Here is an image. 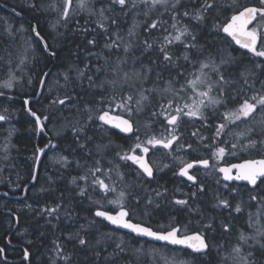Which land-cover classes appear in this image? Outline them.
<instances>
[{
    "label": "snow or ice",
    "instance_id": "obj_1",
    "mask_svg": "<svg viewBox=\"0 0 264 264\" xmlns=\"http://www.w3.org/2000/svg\"><path fill=\"white\" fill-rule=\"evenodd\" d=\"M30 7L55 13L57 24L64 28L70 21L74 22V31L85 38L89 59L83 61V67L69 65L60 74L64 83L61 85L59 80L56 83L63 89V95H57L50 101V107L62 116L64 109L73 114L72 119L63 117L71 131L69 147L73 160L61 155L55 163L65 169L74 164L81 170V174L70 181L76 196L91 200V190L104 201L101 204L91 200L93 204H99L93 219L67 233L65 239L74 245L72 249L66 244L53 242L55 259L50 264H76L74 253L77 248L91 252L92 260L86 264H98L101 260L102 264H115L116 257L129 251V242L123 237L113 240L114 233H100L99 238L92 236L86 239L85 236L91 235L89 230L97 224L95 218L127 229L134 239L150 238L165 242V245L190 249L192 260L181 264H207L204 258L213 251L218 258L216 264H264V0H255L247 5H241L239 0H224L223 3L221 0H33ZM218 12L232 14L225 17L224 23H210L213 18L218 20ZM78 17L83 19V24ZM29 31L44 49H48L38 23L30 24L28 28L8 24L4 37L0 38L5 39V44H11L18 39V34ZM213 32L217 35L225 33L259 59L251 61L250 66H244L230 54L213 51L207 39H202ZM93 48H99V51L94 52ZM8 55L11 56V52ZM26 59L27 53L20 64ZM0 62L8 74L0 88L11 89L20 77L12 70L10 59L0 57ZM48 75V72L41 73L39 84L42 89ZM28 83L31 84V80ZM76 89H82L83 96ZM0 96H5V92L0 91ZM113 107L124 115H110ZM27 111L35 118L38 130L43 132L45 125L41 117L31 108ZM4 113L0 114V121L9 119L6 108ZM161 118L164 131L157 135L151 129ZM48 119V115L43 117L45 121ZM185 119L199 121L201 127L212 131L210 141L200 128L190 133L209 150L208 158L185 161L173 155L177 150L195 151L191 143L182 142L181 125ZM96 128L104 136L88 134L89 129ZM112 129L134 138V144L125 150L122 146L114 147L110 137L105 143L104 137ZM141 129L144 130L143 140ZM12 131L9 130V137ZM77 149L84 154L81 157L83 163L74 158ZM152 149L166 150V155L178 163L173 174L186 178L194 188L182 193L185 198L171 201L199 216V227L190 235L187 225L176 226L174 222L156 230L139 221L133 222L135 209L140 207L142 200L147 212L149 207L158 208V200L167 197V188L161 191L156 187L149 191L144 187L145 183L154 182L158 173L172 168L170 163H150L148 153ZM253 151L260 156L259 159H247L240 164L219 168L210 162L212 158L223 159L226 154ZM37 153L43 155L44 148H37ZM36 159L39 160V155ZM120 162L131 171H122ZM200 168L208 170L209 174L213 170L222 173L223 181L246 182L242 186H230L222 184L220 179L215 180L227 193L224 195L216 190L212 196V207L228 214L218 225L227 237V246L213 245L207 238L208 234L216 231L217 217H206L200 208L209 191V186L191 172ZM233 169L236 170L235 175ZM129 176H134L135 180H129ZM31 179L35 181L36 175ZM48 179L52 185L55 184L52 177ZM113 194L115 198L110 199ZM105 204L114 205L115 214L100 210ZM27 207L32 208L31 205ZM37 211L39 215L50 218L47 223L53 228L57 227L61 214L67 220H74L71 202H57L55 206H45ZM241 215L244 217L243 226L237 228L236 220ZM53 220L57 224H53ZM108 241H112V252L103 256L107 252ZM136 243L139 247L133 246L131 251L137 261H140L141 254L145 257L150 254L151 261L145 259L143 264H176L174 258L169 260L159 249L146 248L147 241L141 243L137 239ZM29 256L25 249L24 259ZM0 257L7 259L3 248H0Z\"/></svg>",
    "mask_w": 264,
    "mask_h": 264
},
{
    "label": "trees",
    "instance_id": "obj_2",
    "mask_svg": "<svg viewBox=\"0 0 264 264\" xmlns=\"http://www.w3.org/2000/svg\"><path fill=\"white\" fill-rule=\"evenodd\" d=\"M33 0H18V3L10 2L9 0H5L6 5L14 8L18 12L22 14V16L28 17L32 22L39 24V30L43 32V28L45 25L47 26L48 22L51 19H55L53 14L57 16L55 13L49 12H41L33 10L30 7V4ZM59 2V0H57ZM224 0H221L223 3ZM255 0H239L241 5H247L250 3H254ZM2 12L7 14L6 24L5 26H0V37H4V29L7 27L8 24H12L14 27L19 28L21 23L19 18H17L14 14L0 9ZM0 11V12H1ZM231 12L223 13L218 12V20L213 18L210 23H224L226 16H231ZM80 19V23L83 24L84 21L82 18ZM45 23V24H44ZM24 28H28L29 24L27 22L22 23ZM48 27V26H47ZM76 26L75 23L70 21L67 25V28H56L53 32L50 30L52 38L50 39L48 35V31L45 35L46 40H50L54 49L52 52H55L56 58L54 63L53 72L48 75L50 79L49 85H52L54 81L59 80L60 84L64 83L61 73H64L69 65L79 64L80 67H83V61L89 59L87 55V47L85 44V38L75 32ZM63 33V36L60 35ZM91 38V37H89ZM202 39H207L208 44L212 47L213 51L220 50L225 55L230 54L232 57L236 58V60L241 63L242 65L246 66L250 64V59L244 58L247 56V53L239 48L236 47L235 43L231 41L223 32H220L218 35L213 32L212 34H206ZM55 41V42H54ZM24 44V45H23ZM79 46V47H78ZM223 46V47H222ZM92 51H99V48H93ZM11 52V56L8 53ZM25 53H27V59L22 64L23 67L26 69L25 72V80L23 82V89H15L13 91L3 90L0 88V91H4L6 95H14L16 97H30L35 95L36 89L35 84L41 79V73L47 71L49 66L52 64L50 58L44 53L41 45L39 42L36 41L33 34L29 32H25L22 34H18V39L11 43L5 44V39L0 38V57H3L5 60L12 61V70L16 72V75L19 73L18 66H19V59L24 57ZM21 55V56H20ZM20 59V60H21ZM147 62V61H145ZM46 64V65H45ZM7 72L4 70L3 63L0 62V84L3 82L4 78L6 77ZM31 80V84L28 81ZM51 83V84H50ZM21 87V86H20ZM55 90V88H52ZM77 92H80L83 96L82 89H76ZM57 95H63V89L56 86V90L54 94L52 93L49 96V93L44 90V92L40 96V100L37 104L40 105L38 108L40 111H46L50 107L51 99H54ZM75 95V93H74ZM88 99L89 97H84ZM15 99V98H14ZM35 105V104H34ZM63 107V106H60ZM8 110V114L10 117L8 121L11 123L12 116L14 115V122L10 124L12 128H8L12 131L13 137L8 141V143L12 146L10 152L8 151L7 155V163H2L0 160V166L2 165L4 168L0 170V190L7 191L10 194H20L24 187L31 181L34 172L35 166V157H36V149L33 143V139L31 137L33 124L27 118L28 115L24 111L23 101L19 100H11V98L7 96H0V114H5L4 109ZM51 108V107H50ZM53 109V108H51ZM54 110V109H53ZM33 111V110H32ZM68 109H64L63 116L59 111H55V128H58L62 125H67V121L63 119V117H68L69 119L73 118V114L71 112H65ZM121 112L120 109L113 107L111 112ZM47 114V112H45ZM20 118V123H17L16 120ZM99 123V122H96ZM155 125V124H154ZM163 125V121L161 119L156 123V126H153L152 130L154 132L161 131L160 129ZM199 125H201L199 123ZM14 127V129H13ZM2 127L0 126V143L3 144L4 137L2 136ZM15 132V133H14ZM19 133V136H18ZM62 134L56 135L55 133V150L53 154L59 155H66L69 156V160H73V155L70 154V145H71V131L66 128V131ZM89 135H94L95 137L104 136L98 128L96 129H89ZM188 133L186 132V138L190 139V143L197 145L198 143L195 138H190ZM141 139H144V134H140ZM206 136L209 135V141L211 140L212 133L211 131L205 134ZM108 137L111 138V141L116 144V146H122L125 150L129 146V143L132 141V138H127L115 133L113 131L109 132L107 136L104 137V140H107ZM143 137V138H142ZM134 139V138H133ZM33 140V141H32ZM42 140V139H41ZM40 140V141H41ZM206 141V142H209ZM105 142V141H104ZM42 141L40 142V146H42ZM2 150L3 147L0 146V158H2ZM33 154V155H32ZM198 156L204 155L203 152L196 153ZM82 153L77 149L74 158L75 160H79L83 163ZM192 154H190L191 156ZM258 156L257 153L247 155V154H240L238 156H233V159H244L247 157ZM24 158L21 161V158ZM230 159V158H229ZM121 163V162H120ZM39 176L37 182L29 189L26 197L24 200H10L4 196H0V248L4 249V254L8 259H17L19 257L24 256V250L27 249L30 253V263L31 264H50V262L55 259L49 256L50 253L55 256L53 252V242L57 241L61 244H66L69 249L74 247L73 244L67 243L65 237L67 233L76 231L78 226L72 225L74 221H84L87 222L88 220L93 219L94 214L91 210L86 207V199L83 200L76 196L74 191V186L70 183L71 178L81 174V170L77 169L74 164L69 166L67 169L61 167V165H54L51 163L42 164L40 166ZM59 170V171H57ZM121 170L125 171L126 173L127 168L124 164L121 163ZM168 174V173H166ZM165 173L161 176L159 175L154 185H150L153 188L156 187H163L167 188L168 191L173 189L172 185H170V181L168 180V175ZM167 176V177H165ZM49 177H52L56 182L52 185L49 181ZM167 178V179H165ZM129 180H135L134 176H129ZM146 184V183H145ZM144 184L146 189H149L148 186ZM207 186L212 187V185L207 181ZM16 187V189H14ZM41 188L45 189V191L40 192L39 194L35 195L34 191L36 189L40 190ZM34 194V195H33ZM208 196H205L200 203V208L204 212V215L212 216L209 212L208 208L210 207L208 203ZM34 198V199H33ZM28 201L34 202V205L40 206H55L57 202H61L63 204H67L71 202V207L74 209V220L69 221L63 217L61 214V219L57 224L56 221H52L53 224H57L56 228H53L51 224L47 223L50 219L47 216H41L38 214V209L32 207L29 208L25 204ZM168 204V203H166ZM158 208L156 207H149V220L146 222H141L145 225H150L154 230L157 228H165L167 225L166 222L170 221H187L190 219V215L186 213L185 210L178 208L176 205L171 206V208L166 207L163 204H159ZM142 206V207H141ZM141 206L136 208L139 211H142L144 208L143 200L141 201ZM86 207V208H85ZM135 209V210H136ZM197 215V214H195ZM194 216V215H193ZM84 217V218H83ZM198 217V216H196ZM226 217H222L225 219ZM96 226L93 229H90V236H85L86 239H91L92 236L99 238L100 233H114V238L116 239L117 236H124L129 237V235L124 234L122 232H118L117 230L112 229L106 223L98 220ZM134 219V217H133ZM199 219V217H198ZM220 219V220H222ZM238 219V218H237ZM100 221V222H99ZM135 222L138 220L134 219ZM17 224L16 229L14 230V226ZM199 226H192L190 230H197ZM83 235V234H82ZM119 238V237H118ZM18 245V248H10V245ZM148 246L151 248H158L159 246L148 243ZM164 249V248H161ZM20 252V256L15 255L16 251ZM46 250V251H45ZM168 253H174L176 250L172 248L164 249ZM112 252V241L107 242V252L103 253V256H106L107 253ZM187 257V255H184ZM189 257V256H188ZM51 258V261H50ZM190 261L192 257H189ZM74 259L76 264H86L87 261L92 260V254L90 251L84 252L80 251L77 248V251L74 253ZM207 264H210L212 260L205 259ZM135 263L134 260H132ZM123 258L116 257L115 264H122ZM0 264H26L24 261L19 263H11L0 257ZM98 264H102V260L98 262Z\"/></svg>",
    "mask_w": 264,
    "mask_h": 264
},
{
    "label": "flooded vegetation",
    "instance_id": "obj_3",
    "mask_svg": "<svg viewBox=\"0 0 264 264\" xmlns=\"http://www.w3.org/2000/svg\"><path fill=\"white\" fill-rule=\"evenodd\" d=\"M3 4H5L6 5V3H5V0H0V9H3V10H6L5 8H3L2 7V5ZM1 11V10H0ZM7 11V10H6ZM17 17V16H16ZM17 18H19V17H17ZM6 19H7V14L5 13V12H0V26H5V24H6ZM19 20H20V22H27L29 25L31 24V25H35L36 23L35 22H32L28 17H25V16H22V17H20L19 18ZM53 21H54V19H51L49 22H48V24H47V26L45 25V27L42 29L43 30V32H41V35L44 37V39H45V41H47V43H48V48H49V51L50 52H52V50L54 49V47L52 46V43H51V41L50 40H46V37H45V35H44V33L46 34L47 33V31H48V35L49 36H51V37H49L50 39L52 38V35H51V33H50V30H52L53 32L55 31V28H53ZM21 23V25H23ZM45 24V23H44ZM33 36H34V34H33ZM34 38L36 39V41L37 42H39L40 43V45H41V47H42V49H43V51H44V53L47 55V57L49 58V56H48V54H47V52L45 51V49L43 48V45H42V43L38 40V38H36L35 36H34ZM55 58H56V54H55V57L54 58H50V60H51V62H52V64L54 65V63H55ZM51 64V65H52ZM46 65V64H45ZM50 65V66H51ZM49 66V67H50ZM54 68V67H53ZM53 68L52 69H50V71H49V74H50V72L52 73L53 72ZM40 81V80H39ZM39 81L38 82H36V84H35V89H36V92H35V95H33V96H30V97H35L36 95H37V93H38V90H39V88H40V84H39ZM49 82H50V79L47 77V79H45V85H44V89L43 90H46L48 93H49V96L52 94V93H54V91H53V89L51 88V85H49ZM51 84V83H50ZM44 92V91H43ZM7 97H9V98H11V100H21V101H23V105H24V111H25V113L27 114V111H26V104H25V100L26 99H28V98H30V97H16V96H14V95H7ZM15 98V99H14ZM39 100L40 99H38V100H35V101H30V103H29V108H31L34 112H36L37 113V115H39L40 117H41V121H42V123L45 125V132H42V133H40L39 131H38V127H37V124L34 122L35 120L30 116V115H28V117L29 118H27L29 121H31L32 122V124H33V130H32V134H31V137H32V139L34 140H32L33 141V143H34V145H35V149H36V157H37V155H38V153H37V148H43V147H45L46 145H48L49 144V142H51V144L50 145H55V142H54V140H55V130H54V126H55V110H53V109H51L50 107L46 110V111H44V110H39L38 108L36 109V107L38 106V107H40V105L39 104H37L36 105V103H38L39 102ZM35 104V105H34ZM45 112H47V114H45ZM65 112H70L69 110L68 111H65ZM112 114H116V115H124V113H122V112H111ZM45 115H48L49 116V119L47 120V121H45V120H43V117L45 116ZM13 118H14V115L12 116ZM13 118L11 119V123H13L14 122V120H13ZM20 118H18L17 120H16V122L17 123H20ZM8 120L7 121H2V122H0V126L2 127V136L4 137V142H5V144L7 145L8 144V141L11 139V141H12V137H13V134L9 137V135H8V132H9V130L10 129H8L9 127L10 128H12L11 126H10V124H11ZM183 127H181V129H182ZM13 129H14V127H13ZM160 129H162L160 132H163L164 131V129H163V127H161ZM113 132H115V133H118V132H116V131H114V130H112ZM182 131V130H181ZM15 133V132H14ZM119 135H121V136H123L124 137V135H122V134H120V133H118ZM167 133H165V135H166ZM18 136H19V133H18ZM125 137H127V138H132V137H128V136H125ZM42 139V140H41ZM42 141V146H40V142ZM132 140H133V138H132ZM55 148V147H54ZM53 147H49L48 149H47V151L45 152V154H44V157H43V160H42V162H41V165L42 164H44V163H46V161H48L49 159H50V156L54 153V149ZM174 148H176V145H174ZM194 148V147H193ZM156 150H158V149H152V150H150V152L148 153V159H149V162L150 163H153L152 162V156L155 154V152H156ZM162 151L164 152V154H166V150H163L162 149ZM137 152H139V150L137 151ZM8 153V152H7ZM181 153H183L181 150H177L176 152H174L173 153V155H179V154H181ZM33 155V154H32ZM36 157H35V159H36ZM167 157H169V156H167ZM197 157H200V158H208L209 156H204V155H202V156H198L197 154H193L192 153V155L187 159V161H191V160H193V159H195V158H197ZM171 158V157H170ZM258 158H260V157H258V156H252V157H247V158H244V159H240V160H238V159H233V158H230V159H228L225 163H223V164H221L220 165V167H222V166H229V165H232V164H234V163H238V162H241V161H243V160H247V159H258ZM24 160V158L22 157L21 158V161H23ZM211 163H212V160L210 161ZM35 163H36V160H35ZM49 163V162H48ZM129 164L131 163V162H128ZM133 168L135 167L134 165L132 166ZM41 168H39V170H40ZM127 171L128 172H130L131 171V169L130 168H127ZM192 173H194V174H196L197 175V177H198V180H201L203 183H205L206 185H208L207 184V181L212 185V187H210L209 188V191H208V193L207 194H211V195H213V192L214 191H216V190H219L221 193H223V188H222V186L221 187H219L218 186V188H215V185L213 184V181H212V179L209 177V178H207V179H205L204 177L206 176L205 175V173L206 172H208V170H205V169H203V168H200L199 170H196V169H193L192 171H191ZM166 173H168V174H166ZM209 173V172H208ZM165 174L166 175H168V180L167 181H170V185H172V187H173V190H175V191H177V189H179V191L180 192H185V193H187V192H189V191H191V190H194V188L191 186V182H187L186 181V178H183V177H178V176H176V175H174L173 174V172H165ZM211 174H213V176L214 177H216V179H220L221 180V182H222V184L223 183H228V182H226V181H223L222 180V175L218 172V173H211ZM236 174V172H233V175H235ZM159 175L157 174V176H156V178L158 177ZM165 177H167V176H165ZM165 179H167V178H165ZM155 182V181H154ZM154 182H152V183H150V184H148V183H146L145 185L146 186H150V185H152L153 186V184H154ZM230 186L231 185H233V184H235V185H238V186H242V185H245V184H237V183H234V182H231V183H228ZM244 189H242V191H243ZM178 192V191H177ZM225 192V191H224ZM98 208V207H97ZM96 207L95 208H93L92 210H91V212H93V214H94V212H95V210L97 209ZM100 210H108V211H111L112 213H115V207H103V208H101ZM98 219V218H97ZM132 219H133V217H132ZM98 220H100V219H98ZM100 221H102V220H100ZM99 221V222H100ZM133 221H134V219H133ZM102 222H104V223H106L105 221H102ZM135 222V221H134ZM175 223L176 224V226H182V225H187L188 226V229H187V231H188V234H191L192 232H194V230H190V228L192 227V226H189L190 224H189V221H170V222H166L165 224L168 226L170 223ZM80 224H86V222H84V221H79V222H77V221H74V222H72V225H76V226H79ZM108 226H110L108 223H106ZM218 225V224H217ZM16 227H17V224L14 226V230L16 229ZM111 227V226H110ZM218 227V226H217ZM217 227H216V230H217ZM112 229H114V230H117L118 232H122V233H124V234H127V235H129V237H125V238H127V240L126 241H128L129 242V246H133V244H137L136 243V240L137 239H139L140 240V242L141 243H145V241H147L146 239H141V238H133V235L132 234H130V233H127V232H124V231H121V230H118V229H115V228H113V227H111ZM207 238L209 239V240H211L212 241V243H213V241H218V240H221V236L215 231V233H211V234H208V236H207ZM148 243H151V244H154V245H157V246H159V248H164V249H166V248H172V249H174V250H176V252H179V253H181L183 256L184 255H187V257L189 256V257H192L191 255H189V253H190V251L189 250H186V249H183V248H179V247H171V246H168V245H165V244H157V243H153V242H150V241H147V243L145 244L146 246H148ZM227 243V242H226ZM18 247H20V246H18L17 244L16 245H14V244H11L10 245V248H12V249H14V248H18ZM150 247V246H149ZM20 252H18V250L16 251V254L15 255H17V256H20ZM212 255V254H211ZM211 255H209V259H211ZM22 257H24V256H22ZM22 257H19V258H22ZM118 257H122L123 258V263H126V264H135V263H133L132 262V258H131V256H128L127 254H125V253H123V254H121V255H119ZM134 260V259H133ZM25 262V261H24ZM26 263V262H25Z\"/></svg>",
    "mask_w": 264,
    "mask_h": 264
},
{
    "label": "rangeland",
    "instance_id": "obj_4",
    "mask_svg": "<svg viewBox=\"0 0 264 264\" xmlns=\"http://www.w3.org/2000/svg\"><path fill=\"white\" fill-rule=\"evenodd\" d=\"M10 2H13V3H18V0H9ZM246 1V0H245ZM42 2H44V0H42ZM46 2H50V0H46ZM73 7L75 8V3H74V5H73ZM52 14V13H51ZM53 17L55 18L54 19V21H53V25H56V28H62V26H60L59 24H57V19H58V17L57 16H55L54 14H53ZM79 18V17H78ZM24 45V44H23ZM223 47V46H222ZM258 48H259V45H258ZM246 53H247V56L244 58V61H247V60H249L250 59V61H254V60H257V59H259V58H257V57H255V56H253V54L252 53H250L249 51H245ZM21 56V55H20ZM246 58H249V59H247V60H245ZM18 59H19V66H18V70L17 71H19V73L17 74V76L18 77H20V79L19 80H17L16 82H15V84H14V86H13V88H11V89H3V90H10V91H13V90H15V89H23L24 87H23V82H24V80H25V78H24V76H25V72H26V69L23 67L24 65H22V64H20V57H18ZM246 66H250V64H248V65H246ZM8 79V75H6V77L4 78V80H3V82L1 83V84H3L4 83V81H6ZM21 86V87H20ZM56 86H57V83H56V81H54L53 82V84L51 85V88H55V90H56ZM54 89H53V91H55ZM54 94V93H53ZM231 107V106H230ZM161 121H163V118H161ZM199 121H188L187 119H185V122H183L182 123V125H181V127H183L181 130H182V132H183V137H182V142H187V143H190V139H188V138H186V132L188 133L187 135H189V137L192 139V138H194V137H192L191 135H190V133L191 132H193V131H195L197 128H200V131L203 133V135L204 136H206L205 134H207V132H209V131H211V130H208V129H205V128H203V127H201V125H199ZM153 126H156V124L155 125H153ZM66 128H67V125H62V126H59L58 128H55L54 130H55V133H56V135L58 136V135H60V134H62L61 132L63 131V133L66 131ZM2 129V128H1ZM240 129H237V131H239ZM151 131L152 132H154L152 129H151ZM141 133L143 134L144 133V130L143 129H141ZM140 133V134H141ZM154 133H156L157 135H159L161 132L160 131H157V132H154ZM211 133H212V131H211ZM141 136V135H140ZM206 137H209V135H207ZM143 138V137H142ZM212 138V137H211ZM229 139H231V137H228ZM141 140H143V139H141ZM195 140L198 142V143H195V144H197V145H194V148L193 149H195V151H192L191 149H185V150H183L182 152L183 153H181V154H179V155H175V156H180V157H182L185 161H187V159L190 157V154H196V153H200V152H203L204 153V156H210V152H209V150L208 149H206V148H204L200 143H199V141L195 138ZM105 141V143H107V140H104ZM134 139L129 143V146L127 147V149L130 147V146H132L133 144H134ZM205 143H208V142H206L205 141ZM112 144H113V146L115 147L116 146V144L114 143V142H112ZM193 145V144H192ZM0 146L1 147H3V150H2V158H0V160H1V162L2 163H7V159H5V157L8 155V151L10 152V150H11V148H12V146L8 143L7 145L5 144V142H3V144H1L0 143ZM5 148H7V152H5ZM8 149H10V150H8ZM126 149V150H127ZM138 151V150H137ZM256 153V152H255ZM240 154H247V155H251V154H254V151L253 152H248V153H246V152H237L236 154H234V155H225L224 157H223V159H220V160H215V158H212V163H214L215 165H216V168H219L220 167V165L221 164H223V163H225L229 158H232L233 156H238V155H240ZM59 156H61V155H59V154H52L51 156H50V159L48 160V162L49 163H51V164H54V165H59V164H57V163H55V161H56V159H58L59 158ZM109 159H112V157L111 156H109ZM152 162H154V163H160V162H163V163H170V164H172V168H169V169H165L163 172H160V173H158V175H163L165 172H173V170L174 169H176L177 167H178V163H174L172 160H171V158L170 157H167V155L166 154H164V152L162 151V149H158V150H156V152H155V154L152 156ZM122 164H124L123 162H121ZM4 167L1 165L0 166V170H2ZM211 173H218V171H215V170H213ZM205 179H207V178H211L212 179V181H213V184L215 185V188H218V186L219 187H221V185H217L216 183H215V180H216V177H214L213 176V174H209L208 172H206L205 173ZM1 183V182H0ZM154 185V184H153ZM149 187V191H150V189L151 188H153L152 186H148ZM160 188V187H159ZM14 189H16V187L14 188ZM160 190L161 191H163L164 189H163V187H161L160 188ZM171 191H168V193H167V197L166 198H161V199H159L158 200V203L160 204H163V205H165L166 207H168V208H171V206H174L175 204L174 203H172L171 201L172 200H174V199H183V198H185L183 195H182V193H185V192H180V191H175V190H173V189H170ZM40 190H38V189H36L35 191H34V194L35 195H37V194H39L40 192H42V191H40ZM33 194V195H34ZM90 196H91V200H97V201H100V203L101 204H104V201H103V199L101 198V196L99 195V194H92L91 193V190H90ZM223 194L224 195H227V193L226 192H224V190H223ZM206 196H208L207 197V199H208V203H209V205H210V207L208 208V210H209V212L211 213V215L212 216H215V217H217V224L219 225V222H220V219H222V217L224 216V217H228V214H227V212L226 211H223V210H219V209H214L213 207H212V204H213V201H212V196L213 195H211V194H207ZM205 197V196H204ZM203 197V198H204ZM110 199H114L115 198V196H114V194L113 195H111L110 197H109ZM245 198V200L247 199V197L245 196L244 197ZM34 199V198H33ZM86 199V207H87V210H88V208L91 210V209H93V208H97V207H99V204H93L92 202H91V200H89V199H87V198H85ZM229 199H231V197H229ZM203 200V199H202ZM166 203H168V204H166ZM190 203H191V201H190ZM171 206H170V205ZM26 206H28V205H31L32 207H34V208H36V209H42V208H44V206H40V205H34V202H31V201H28V203H26L25 204ZM141 206V205H140ZM178 208H181V209H183V210H185L186 211V213L187 214H189L190 215V219L189 220H187V221H189V226H197V220H199L198 219V217H196L197 215H195L196 213H191V212H189L187 209H185V208H183L182 206H178V205H176ZM85 207V208H86ZM104 207H115L114 205H111V204H105V206ZM142 207V206H141ZM154 207V206H153ZM194 215V216H193ZM150 215H149V212H148V209H147V212H145V209L143 208V210L142 211H139V210H135V215L133 216L134 217V219H136V220H138V221H141V222H146V220H149V217ZM84 218V217H83ZM69 221H72V220H69ZM243 221H244V217H243V215H241V216H239L238 217V219L236 220V227L237 228H240V227H242L243 226ZM217 225V226H218ZM93 229V228H92ZM216 232L221 236V240H218V241H213V245H216L217 243H219V244H225L226 246H227V237H225L222 233H221V230H220V228H219V226L217 227V230H216ZM109 234H112V233H109ZM118 237H120V236H117V238ZM123 237V239L126 241L127 240V238H125L124 236H122ZM113 240H116L115 238H114V236H113ZM133 246H135V247H139V244H133ZM132 246V247H133ZM132 247L131 246H129V251H127L125 254H127L128 256H131V258H132V260L134 259V261H135V264H143V262H144V260L145 259H147L148 261H151V255L149 254L147 257H145L143 254H141V258H140V261H137V259H136V257L132 254V251H131V249H132ZM145 247L146 248H148L149 246H146L145 245ZM156 249H158V248H156ZM159 250H160V253L162 254V255H164V256H167L168 257V259L169 260H173V258L175 259V261H176V264H181V262H188V261H190L189 259V257H184L181 253H179V252H174V253H168L167 251H165L164 249H161V248H159ZM46 251V250H45ZM51 255V257H52V259L53 258H55V256L54 255H52V253H50L49 254V256ZM209 258V256H207V257H205L204 259H208ZM217 256H216V253H215V251H213L212 252V255H211V259L210 260H212L211 262H210V264H216V262H217ZM50 261H51V258H50ZM122 264H126V263H122Z\"/></svg>",
    "mask_w": 264,
    "mask_h": 264
},
{
    "label": "water",
    "instance_id": "obj_5",
    "mask_svg": "<svg viewBox=\"0 0 264 264\" xmlns=\"http://www.w3.org/2000/svg\"><path fill=\"white\" fill-rule=\"evenodd\" d=\"M1 5H2V4H1ZM2 7L5 8L8 12L14 14L15 16H17V17H19V18L22 17V14H21L20 12H18L17 10L13 11L14 8H12V7L8 6V5H5V4H3ZM249 27H251V26H249ZM224 34H225V33H224ZM225 36H227V35L225 34ZM227 37H228V36H227ZM228 38H229L230 40L234 41L231 37H228ZM44 40H45V39H44ZM234 42H235V41H234ZM235 45H236L237 48H239V49H241V50L248 51L247 49L242 48L240 45H238V44H236V43H235ZM43 48H44V47H43ZM45 51L47 52L48 56H49L51 59L55 57V55H52L53 52H50V51H49V48H48V49H45ZM51 68H52V67H51ZM48 71H49V70H48ZM45 79H46V78H45ZM44 84H45V82H44ZM41 91H42V88L40 87L39 92H38V95H37L36 97H30V98L26 99V100L28 101V103L26 104V111H27V109L29 108V103H30V101H35V100H38V99H39L40 94H41ZM27 114L30 115V114L28 113V111H27ZM110 115H116V114H112V113L110 112ZM30 116H31V115H30ZM31 117H32V116H31ZM32 118L35 120L34 117H32ZM0 122H2V121H0ZM112 130H114V131L120 133L119 130H117V129H112ZM39 132H40V131H39ZM43 132H44V131H43ZM120 134L126 136V134H123V133H120ZM49 146H50V144H49ZM49 146H48V147H49ZM48 147H45V148H44V154H45L46 150L48 149ZM44 154H43V155L38 154V155H39V160L37 161V159H36L35 169H34V175H36L37 178H38L39 168H40V166H41V162H42V160H43ZM258 159H259V158H258ZM244 161H245V160H244ZM244 161H241V162H238V163H234V164H240V163H243ZM229 166H230V165H229ZM229 166H222V167H229ZM191 171H192V170H191ZM233 172H236V170L233 169ZM220 174H221L222 177H223V174H222V173H220ZM36 181H37V179H36L35 181L31 180V181L25 186V188H24V190H23V193H22L21 195L13 196V195L9 194V193L6 192V191L0 190V196H4V197H6V198H10V199H23V198L26 197L29 188H30L32 185H34V184L36 183ZM226 182H227V181H226ZM233 182H234V183H237V184H246V182H244V181H233ZM228 183H231V182H228ZM112 214H115V213H112ZM98 219L101 220V218H98ZM105 222L108 223L111 227H113V228H115V229H118V230H121V231H124V232L130 233V232H128L127 229L117 228L116 226L110 224V222H107V221H105ZM133 222H134V221H133ZM130 234H131V233H130ZM191 234H192V233H191ZM132 235H133V234H132ZM189 235H190V234H189ZM141 239H146L147 241H150V242H153V243H157V244H165V242H161V241H152V240H150V238H141ZM168 246L183 248V249L189 250V251L191 252L190 249H187V248H185L184 246H177V245H168ZM4 255H5V254H4ZM6 261L11 262V263H19V262H21V261H25L26 264H31V263H30V256H29V258H28L27 260H25L24 257H22V258H17V259H8V258H7Z\"/></svg>",
    "mask_w": 264,
    "mask_h": 264
},
{
    "label": "bare ground",
    "instance_id": "obj_6",
    "mask_svg": "<svg viewBox=\"0 0 264 264\" xmlns=\"http://www.w3.org/2000/svg\"><path fill=\"white\" fill-rule=\"evenodd\" d=\"M54 42H55V41H54ZM49 58H50V57H49ZM51 67L53 68L54 65L52 64V65L47 69V71H45V72H48V73H49L50 69H52ZM48 70H49V71H48ZM46 79H47V78H46ZM44 85H45V84H44ZM39 89H40V88H39ZM43 89H44V87H43ZM43 89H42V91H41V94H42L43 91H44ZM38 92H39V90H38ZM41 94H40V96H41ZM37 95H38V93H37ZM37 95H36V96H37ZM5 96H7V95L5 94ZM36 96H35V97H36ZM39 99H40V97H39ZM37 127H38V126H37ZM38 131H39V130H38ZM44 132H45V130H44ZM40 133H42V132H40ZM49 144H51V142H49ZM49 144H48V145H49ZM45 147H46V146H45ZM45 147H43V148H45ZM49 147H50V146H49ZM49 147H48V148H49ZM46 151H47V150H46ZM34 169H35V166H34ZM33 175H34V172H33ZM38 176H39V173H38ZM37 179H38V178H37ZM31 180H32V179H31ZM36 182H37V181H36ZM32 186H33V185H32ZM32 186H31V187H32ZM31 187H30V188H31ZM24 188H25V187H24ZM30 188H29V189H30ZM23 190H24V189H23ZM23 190H22V192H21L20 194H11V195H13V196L21 195V194L23 193ZM28 191H29V190H28ZM6 192H7V191H6ZM9 194H10V193H9ZM8 199H10V198H8ZM24 199H25V198H23V199H10V200H17V201H20V200H24Z\"/></svg>",
    "mask_w": 264,
    "mask_h": 264
}]
</instances>
